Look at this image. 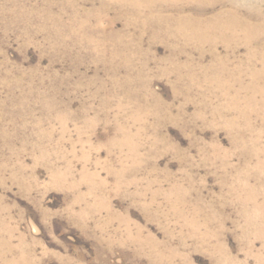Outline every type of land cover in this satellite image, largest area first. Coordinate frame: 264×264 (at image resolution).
I'll return each instance as SVG.
<instances>
[{"label":"rangeland","instance_id":"374dc122","mask_svg":"<svg viewBox=\"0 0 264 264\" xmlns=\"http://www.w3.org/2000/svg\"><path fill=\"white\" fill-rule=\"evenodd\" d=\"M142 9L0 0V264H264V0Z\"/></svg>","mask_w":264,"mask_h":264},{"label":"bare ground","instance_id":"6f19581e","mask_svg":"<svg viewBox=\"0 0 264 264\" xmlns=\"http://www.w3.org/2000/svg\"><path fill=\"white\" fill-rule=\"evenodd\" d=\"M129 5H134L137 7L138 12H141L142 6L145 9H152L153 7L160 6L161 3H172L173 1H182V0H123ZM160 3V4H159ZM159 4V5H158ZM158 5V6H157ZM174 13V12H173ZM160 23V19H158ZM175 26H168L167 30L165 27H162L165 32L171 36H186L189 39L191 38H201V39H210L214 34L219 36L221 34L231 33L237 35V29L247 30L245 24L240 23L232 19H219L213 20L211 22H205L202 19L193 16L179 17L176 19ZM161 24V23H160ZM162 25V24H161ZM169 25V22H168ZM244 30V31H245Z\"/></svg>","mask_w":264,"mask_h":264}]
</instances>
